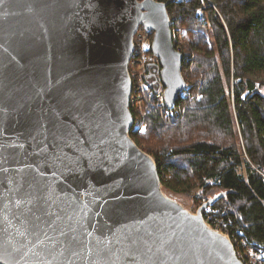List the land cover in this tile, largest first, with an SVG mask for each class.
Returning <instances> with one entry per match:
<instances>
[{"label":"water","instance_id":"1","mask_svg":"<svg viewBox=\"0 0 264 264\" xmlns=\"http://www.w3.org/2000/svg\"><path fill=\"white\" fill-rule=\"evenodd\" d=\"M152 33L164 102L186 88L167 3H0V264H241L130 138L128 63Z\"/></svg>","mask_w":264,"mask_h":264},{"label":"trees","instance_id":"2","mask_svg":"<svg viewBox=\"0 0 264 264\" xmlns=\"http://www.w3.org/2000/svg\"><path fill=\"white\" fill-rule=\"evenodd\" d=\"M154 1L167 3L191 89L185 111L181 99L171 109L172 126L149 104L146 130L130 138L154 158L168 195L186 194L197 209L225 194L203 218L264 249V0Z\"/></svg>","mask_w":264,"mask_h":264},{"label":"built area","instance_id":"3","mask_svg":"<svg viewBox=\"0 0 264 264\" xmlns=\"http://www.w3.org/2000/svg\"><path fill=\"white\" fill-rule=\"evenodd\" d=\"M151 44L152 33L148 30L139 29L133 37V53L128 63V75L132 86V94L130 95L129 106H133L135 101L134 94L138 90L142 91L143 88H147V85L148 87H150V84L146 79L151 80L152 78H156L159 73V79L157 82L155 81V85L158 90V97L156 98L155 96V98L157 107L161 112V117L168 121L171 109H167L164 102L165 87L160 79V71L156 74H153V72L155 71L152 68H144V63L146 62V60H148L153 64H156L155 66H158V68L161 69L159 59L151 51ZM148 75H150L149 78ZM183 92L179 94L181 98H183ZM136 122L137 121L134 120L133 125ZM204 220L213 230L223 234L229 239L233 246L235 256L241 264H264L263 248H254L252 246H249L244 239L240 238V236L238 237L236 235H230L228 232H226L221 223H215L214 225V223L209 222L208 219Z\"/></svg>","mask_w":264,"mask_h":264},{"label":"rangeland","instance_id":"4","mask_svg":"<svg viewBox=\"0 0 264 264\" xmlns=\"http://www.w3.org/2000/svg\"><path fill=\"white\" fill-rule=\"evenodd\" d=\"M198 13L200 14L201 11H198ZM183 35H184L183 29H181L180 31H177V34L175 32L174 38H175V41L177 42L178 45L180 43L183 44V37H184ZM191 56H192V54H191ZM192 58H193V56H192ZM188 63H189V61L187 60L185 63V66L187 68L185 69L184 73H182L183 78H187L186 81L188 82V86L185 89V91L183 92V98H181V102H180V107H181V105H183L182 106V112H184L186 109L185 108L186 104H183V102L186 101V99L189 97L190 89H191V85H190L191 77L188 74V71H189V69H188L189 64ZM155 65L156 64H153L152 62L146 60V62L144 63V68H152L155 71V72H153V74H156V72L160 71L159 70L160 68H158V66H155ZM149 77H150V75H148V78ZM158 79H159V73L156 76V78H152L151 80L146 79L147 82L150 84V87H148V85H147V88H143L142 91L138 90L134 94L135 101H134L133 106H129V109H130V112L132 111V114H131V115H133L132 117L137 122L131 127L132 132H137L138 134H141L146 130V126L143 122V116H144V113L146 112V108L149 104H150L149 106H152V109L156 110L158 112V114L161 115V112H160L159 108L157 107V103H156V98L158 97V90H157V87L155 85V81L157 82ZM131 94H132V90H131ZM155 96H156V98H155ZM176 109H177V106H176ZM135 115L137 116L136 118H135ZM172 116H176V112L174 114H172ZM166 124H167L166 126H172L173 122H172L171 114H169V118H168V121H166ZM151 158L155 163L154 158L153 157H151ZM193 196L194 197L196 196V198L199 197V195L197 193L193 194ZM171 198L176 200L178 203H180L190 213L194 214L196 212V210H197L196 206L194 205L193 199L190 196H188L186 194H176L174 196H171Z\"/></svg>","mask_w":264,"mask_h":264},{"label":"snow or ice","instance_id":"5","mask_svg":"<svg viewBox=\"0 0 264 264\" xmlns=\"http://www.w3.org/2000/svg\"><path fill=\"white\" fill-rule=\"evenodd\" d=\"M3 2V0H0V3H2Z\"/></svg>","mask_w":264,"mask_h":264}]
</instances>
